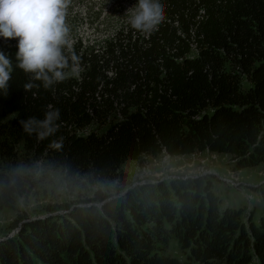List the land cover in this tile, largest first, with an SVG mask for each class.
Instances as JSON below:
<instances>
[{
	"label": "trees",
	"instance_id": "trees-1",
	"mask_svg": "<svg viewBox=\"0 0 264 264\" xmlns=\"http://www.w3.org/2000/svg\"><path fill=\"white\" fill-rule=\"evenodd\" d=\"M162 2L165 21L150 34L126 22L97 48H65V71L83 68L80 81L45 89L11 69L0 89V204L31 184L12 169L18 147L67 178L117 180L122 193L27 221L0 241V264H264V217L221 210L209 177L131 186L120 172L162 155L227 156L234 172L264 165V0ZM48 105L60 128L38 141L19 121L43 119ZM94 125L105 133L85 135ZM252 189L264 203V185Z\"/></svg>",
	"mask_w": 264,
	"mask_h": 264
},
{
	"label": "rangeland",
	"instance_id": "rangeland-1",
	"mask_svg": "<svg viewBox=\"0 0 264 264\" xmlns=\"http://www.w3.org/2000/svg\"><path fill=\"white\" fill-rule=\"evenodd\" d=\"M130 1H134V4L138 2V0ZM108 2L110 0H70L67 14L71 8L74 13L66 17V22L72 21V26H69L71 46L78 39L87 43L93 40L96 34L104 35L106 39L113 36L115 32L111 30L112 27L118 28L119 25L116 22H108L111 18L107 17L105 21L110 25L103 24L95 33H92V27L88 25L89 18H85V15L105 17V14H109L105 9ZM120 14L116 13V15ZM127 14L128 12H123L121 15ZM73 28L75 31L72 32ZM243 84L244 88L248 86L246 82ZM15 155L13 171L25 181L29 180L31 184L25 187L24 192L16 197L10 207H3L0 204V241L16 236L21 226L27 221L41 220L49 215H64L67 210L80 206L81 202L92 200L97 192L110 197L122 193L117 180L101 182L86 177L71 179L65 177L60 170L47 168L44 166L43 159L35 160L21 147L16 148ZM144 161V166L137 162L126 161L121 167L120 172L126 176V182L129 185L197 176L209 177L213 184V192L220 200L221 210L225 208L244 210L245 217H253L255 223L264 217V203L252 189L264 185V165L234 172L232 171L233 162L229 157L213 154H196L178 158L162 155L155 159L147 158ZM5 162V159L0 156V174L5 170ZM178 253L174 251V254Z\"/></svg>",
	"mask_w": 264,
	"mask_h": 264
},
{
	"label": "clouds",
	"instance_id": "clouds-1",
	"mask_svg": "<svg viewBox=\"0 0 264 264\" xmlns=\"http://www.w3.org/2000/svg\"><path fill=\"white\" fill-rule=\"evenodd\" d=\"M69 3L70 0H0V37L18 38L16 67L30 74V79L41 81L45 89L68 76L64 50L71 47L66 23ZM128 12L130 27L145 34L158 30L166 18L162 0H138ZM11 68L10 59L0 52V89L8 88ZM32 87L31 83L25 85V89ZM59 118V109L48 105L43 119L28 117L19 123L25 133L43 141L58 132ZM51 143L60 147L55 141Z\"/></svg>",
	"mask_w": 264,
	"mask_h": 264
},
{
	"label": "built area",
	"instance_id": "built-area-1",
	"mask_svg": "<svg viewBox=\"0 0 264 264\" xmlns=\"http://www.w3.org/2000/svg\"><path fill=\"white\" fill-rule=\"evenodd\" d=\"M135 4H134V1H130V0H128L127 1V3L124 5V7H123V9H121V10H119L118 11V13L120 14H122L123 12L125 13V12H128V10L130 9V8H132L133 6H134ZM112 15V16H109L108 18H111L110 19V21H108V22H116V24L117 25H119L118 26V28L117 27H115V26H113L112 27V29L111 30H113L115 33L113 34V36H115V34L116 33H118L119 32V30H120V26L121 25H124L126 22H128V19H129V15H130V13L128 12V14L126 15V16H122V15ZM88 15H86L85 16V18H89L88 20V25L90 26V27H92L91 29V31H92V33H95L96 31H98V27H100V26H103V24H105L106 26H107V24H108V22H105L107 19V17H99V16H96V15H93L94 17H87ZM115 16H118V17H115ZM81 18H83V17H81ZM69 24L70 23H68L67 25L69 26ZM108 25H110V24H108ZM77 27V26H76ZM94 28V29H93ZM72 31V30H71ZM102 31V30H101ZM112 36V37H113ZM111 37V38H112ZM111 38H107L106 39V37H104V35H101V34H96V36H94L93 37V40H90L89 42H87V43H85V42H83L82 40H80V39H78L79 41H81V44H82V46L84 47V48H92V49H94V48H97V47H99L100 45H103V44H105L106 42H108ZM0 44H2V45H5L6 47H8V48H14V49H18V38H8V39H3V38H1L0 37ZM77 40V41H78ZM2 41H3V43H2ZM77 41H76V43H77ZM76 43L75 44H73L72 46H74V45H76ZM71 46V47H72ZM194 54H196V52L194 53ZM195 55H193V57H194ZM85 73V70L83 69V68H80V67H78V66H76V67H74V68H72V69H70L69 71H68V76H67V78H70V79H74V80H78V81H80L81 80V78H82V75ZM100 130H103V129H100ZM99 127L97 126V125H94V126H92V127H90V128H88L87 130H85L84 132V134L85 135H89V134H96V133H98L99 131ZM102 133H105V130H103L102 131Z\"/></svg>",
	"mask_w": 264,
	"mask_h": 264
}]
</instances>
